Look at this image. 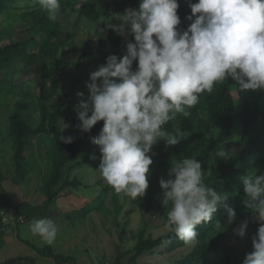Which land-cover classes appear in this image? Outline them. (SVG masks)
Returning <instances> with one entry per match:
<instances>
[{"label":"trees","instance_id":"1","mask_svg":"<svg viewBox=\"0 0 264 264\" xmlns=\"http://www.w3.org/2000/svg\"><path fill=\"white\" fill-rule=\"evenodd\" d=\"M14 1L0 0V17L9 15L8 5ZM101 2L103 7L100 6L99 0H84L82 3L78 0H60L59 12L70 13L79 10L82 17L97 26L98 46L95 48L92 39L88 38L80 52V58L83 60L99 57L104 61L111 54L122 57L126 54L127 40L135 42L131 32L126 39L125 36L107 28L106 24L99 25L98 21L101 18L110 21L111 14L122 13L127 8L138 9L140 0ZM190 2L195 3L197 0H179L177 12L181 23L177 27L180 31L186 30L192 22L187 20V16L191 15ZM17 15L29 23L31 35L6 45L0 42V68L4 69L8 76L0 79V108L9 113V132L14 144L12 182L21 186L39 177L44 199L40 204L15 200L12 193L5 188L7 176L0 168L2 189L0 198L4 200L0 208V239H4L7 232L5 221L7 215H3L2 211L8 213L14 210L15 220L19 222L20 217L25 216L23 222H26L36 214L48 213L63 191L81 184L78 178H72V171L88 162L96 163L100 159V152L95 154V159L92 156L80 158V155L93 144L91 138L100 133L104 124V121H98L89 132L79 136L78 119L69 99L70 95L64 92L62 66L67 58L61 51L68 47H76L78 43L76 34L64 32L62 20H49L47 12L40 5L17 12ZM114 22L120 23L119 20ZM18 62L22 66L17 64ZM137 66L138 61H134L133 70H136ZM19 69L26 75H34V84L38 90L36 96L31 85L26 83L17 85L14 78L9 76ZM64 96L67 98L63 99ZM15 98L17 100L12 104ZM188 111L190 112L188 117L177 114L175 119L163 126V130L170 133L180 128L187 136L172 146H166V140L154 144L149 153L153 160L148 173L149 187L146 190L149 205L157 200L158 208L167 220V211L171 205L169 204L168 208L163 205V189L159 181L161 178H169L168 170L173 159L194 157L201 162L202 170L205 171V184L214 187L221 195L227 194L225 204L233 208L237 215L234 222L229 224L227 208L219 206L210 221L197 226L198 236L192 251L169 264H199L210 257H217L222 252H224L222 264H243L246 254L253 251L252 237L258 232L259 223L254 219L250 230V242L241 251H234L225 245L224 239L235 232L241 216L247 214L253 216L252 210L244 203L242 177L249 173L264 176V89L241 92L237 84L229 78L214 85L211 93H201L199 102ZM64 119L71 123V136L74 138L71 143L60 140V136L65 137ZM213 128L220 129L218 132L220 134L206 135ZM234 129H237V136L229 138ZM36 145L44 149L41 155L46 160L48 172L44 173L31 160L35 155ZM218 150H225L230 157H216L214 153ZM110 190L112 193H109ZM109 196L113 210L106 205ZM122 210L120 194L109 185L82 209L75 210L70 220L71 224L75 225L76 221H83L95 211L112 215L119 214ZM9 220L12 222L11 218ZM148 226V222H145L144 228L137 234L136 246L126 254L119 253L114 264H138L143 255L153 252L158 247L173 250L187 245L174 233L166 232L158 237L152 233L147 234ZM19 239L31 245L39 256L51 258L58 263L72 261L73 264H78L76 257L59 255L52 247L38 248L28 240L21 237ZM165 239L171 242L162 245ZM127 254L131 256L125 261ZM27 259L10 258L0 264H23ZM31 262L35 264L36 258L34 257Z\"/></svg>","mask_w":264,"mask_h":264},{"label":"clouds","instance_id":"2","mask_svg":"<svg viewBox=\"0 0 264 264\" xmlns=\"http://www.w3.org/2000/svg\"><path fill=\"white\" fill-rule=\"evenodd\" d=\"M34 3L47 12L49 20L57 19L60 0ZM179 6V0H140L138 9L111 14L110 21L101 18L99 25L106 24L121 35L131 32L135 42L127 43L125 55H109L106 64L90 73L87 99L84 92L77 93L81 99L75 110L82 122L78 127L89 132L104 121L100 133L91 138L101 153L100 176L117 194L132 200L144 196L149 187L153 145L161 138L166 146L176 145L187 136L180 128L170 133L163 126L177 114L188 117V109L199 102L201 93H211L214 85L229 78L241 92L264 89V0L190 2L187 20L192 22L184 31L177 27ZM134 61H138L136 70ZM216 132L213 128L206 135ZM73 139L60 136L65 143ZM214 155L230 157L225 150ZM204 174L194 157L173 159L169 178L159 181L162 203L166 208L171 205L164 228L187 245L196 243L197 226L210 221L219 206L227 208L229 224L237 215L225 204L227 194L205 184ZM242 180L244 203L259 223L252 237L253 251L243 264H264V176L249 173ZM248 223L245 220L234 230L241 238ZM28 227L32 236L47 245L55 243L60 231L50 218L34 219ZM170 242L165 239L162 245Z\"/></svg>","mask_w":264,"mask_h":264},{"label":"rangeland","instance_id":"3","mask_svg":"<svg viewBox=\"0 0 264 264\" xmlns=\"http://www.w3.org/2000/svg\"><path fill=\"white\" fill-rule=\"evenodd\" d=\"M84 0H78L82 3ZM102 0H99L100 6L103 7ZM38 3L34 0H15L8 5V14L0 17V42L3 45L15 41H21L25 37L31 35L30 25L25 22L17 12L33 9L38 7ZM79 9V7H78ZM15 16V17H13ZM63 21V31L76 34L77 44L73 48H65L61 54L65 56L66 62L62 66V77L64 78V92L69 94V99L72 101L73 109L78 119L75 106L80 101L81 97L77 96L78 92H84L83 99H87L90 95L86 82H90V73L97 70L102 64H106V60H100L99 57L83 60L80 58V52L84 44L91 38V42L95 48L98 46V30L97 26L85 17L80 15L79 10L70 13H61L58 11L57 19ZM125 36L129 37V32ZM128 43V40H127ZM127 51V48L125 52ZM20 66L22 64L18 62ZM14 78V83L29 84L31 89L38 94V90L34 84V75H26L22 69L10 74ZM4 69L0 68V79L7 78ZM236 98L237 95L235 94ZM64 96L63 99H66ZM17 98L12 102L15 103ZM9 113L3 108H0V168L7 176L5 188L13 192L15 200L22 202V199L33 200L34 203L40 204L41 196V180L39 177L31 179L28 183L21 186L12 183L14 174L13 153L14 144L9 132ZM63 128L65 137L71 136V123L68 119L63 120ZM82 122L78 119V125ZM216 135H219L221 130L216 129ZM237 129H234L229 138L237 136ZM79 136L85 132L77 126ZM165 141L161 138L156 144ZM100 152L99 146L92 144L87 147L80 155V158H86ZM44 149L36 145L35 155L31 160L43 172H48L46 169V160L42 158ZM101 160L96 163L88 162L77 167L72 171V178H78L80 185L74 188H69L63 191L57 203L51 206L48 213L36 214L26 222H17L14 216L10 215L12 220L11 230L6 232L5 238L0 239V263L10 258H30L35 257V264H73L72 261L58 263L51 258L37 255L35 249L22 242L19 237L28 240L32 245L38 248L52 247L53 250L63 256L76 257L78 264H114L119 253L126 254L131 251L138 242V233L144 228L145 222H148L147 234L158 237L166 233L164 224L166 219L158 208L157 200L150 206L148 202V192L145 195L132 200L130 197L120 194V200L123 204V210L119 214L106 215L102 212H93L83 221H76V224H71L70 216L75 210L82 209L88 202L94 200L104 189L109 185L100 176L97 168ZM39 188V189H38ZM2 189L0 188V194ZM112 193V190L109 191ZM44 197V196H43ZM22 200V201H21ZM106 205L113 210V204L110 196L106 200ZM10 212L14 213V210ZM50 218L60 228L57 239L53 245L43 244L38 236H32L29 231V225L34 219ZM248 220V228L244 238H241L236 232L228 235L224 239V243L230 246L234 251H241L246 248L250 242V230L254 221V217L250 214L241 216L238 220V226ZM196 244V243H195ZM194 245H184L179 248L170 250L166 247H158L153 252L143 255L138 264H169L170 262L179 260L192 251ZM210 257L199 264H222V255ZM131 255L125 256V261H128ZM31 260L27 259L23 264H32Z\"/></svg>","mask_w":264,"mask_h":264},{"label":"water","instance_id":"4","mask_svg":"<svg viewBox=\"0 0 264 264\" xmlns=\"http://www.w3.org/2000/svg\"><path fill=\"white\" fill-rule=\"evenodd\" d=\"M3 203H4V200L0 198V208L2 207ZM5 221L7 224V231L9 232L11 230V221L8 218H6Z\"/></svg>","mask_w":264,"mask_h":264},{"label":"built area","instance_id":"5","mask_svg":"<svg viewBox=\"0 0 264 264\" xmlns=\"http://www.w3.org/2000/svg\"><path fill=\"white\" fill-rule=\"evenodd\" d=\"M2 214H3V215H7L6 218H8V219L10 218V215H9V214H11L12 216H14V213H13V212H8V213H7V212L2 211ZM24 218H25V216H21V217H20V221H23Z\"/></svg>","mask_w":264,"mask_h":264},{"label":"crops","instance_id":"6","mask_svg":"<svg viewBox=\"0 0 264 264\" xmlns=\"http://www.w3.org/2000/svg\"><path fill=\"white\" fill-rule=\"evenodd\" d=\"M13 183V182H12ZM5 184V183H4ZM14 184V183H13ZM14 185H16V184H14ZM17 186H19V185H17ZM39 189V188H38ZM11 193H12V195H13V192L12 191H10ZM41 196H42V200H41V202L43 201V199H44V197H43V195H42V193H41ZM23 201H26L25 199H22ZM21 200V201H22ZM27 201H32V202H34L33 200H27ZM36 204V203H35ZM11 224H12V222H11Z\"/></svg>","mask_w":264,"mask_h":264}]
</instances>
